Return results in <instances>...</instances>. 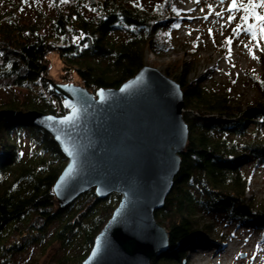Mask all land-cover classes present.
<instances>
[{"label":"trees","instance_id":"1","mask_svg":"<svg viewBox=\"0 0 264 264\" xmlns=\"http://www.w3.org/2000/svg\"><path fill=\"white\" fill-rule=\"evenodd\" d=\"M49 1L53 11L46 26L22 19L27 0H4L0 7V88L27 91L24 99L0 109L64 115L49 80L92 93L117 89L145 65L146 52L170 56L172 30L181 21L175 8L164 9L165 0L150 10L139 0ZM238 28L250 37L262 32L255 20L242 19ZM192 47L193 52L167 60L163 69L180 86L188 139L173 187L163 207L153 212L167 232L168 246L150 264H188L187 252L209 245L195 242L202 216L221 212L229 224L249 221L264 233V205L247 197L253 175L264 167V99L237 105L229 86L217 90L194 79L199 50L197 43ZM52 55L59 59L57 79L49 74ZM248 77L264 92V76ZM65 163L45 130L19 119L0 120V264H14V255L33 246L62 249L55 264H81L89 254L120 195L98 198L92 188L57 209L52 185ZM218 244L212 245L217 252L222 250Z\"/></svg>","mask_w":264,"mask_h":264},{"label":"water","instance_id":"2","mask_svg":"<svg viewBox=\"0 0 264 264\" xmlns=\"http://www.w3.org/2000/svg\"><path fill=\"white\" fill-rule=\"evenodd\" d=\"M49 87L69 105L64 115L0 109V120L24 119L58 145L66 158L52 185L59 210L92 188L98 198L120 195L81 264H150L168 246L153 212L173 187L188 139L180 86L144 65L117 89Z\"/></svg>","mask_w":264,"mask_h":264},{"label":"rangeland","instance_id":"3","mask_svg":"<svg viewBox=\"0 0 264 264\" xmlns=\"http://www.w3.org/2000/svg\"><path fill=\"white\" fill-rule=\"evenodd\" d=\"M156 1L159 0H139L146 10H150ZM2 6L4 0H0V7ZM170 6L182 17L179 26L172 30L171 50L167 53L170 56L156 57L148 51L144 54L146 66L156 68L164 74L167 60L185 54L186 51L193 52L192 43H197L199 51L195 54L196 66L191 73L194 79L199 78L202 84L217 90L229 86L227 93L237 105L246 106L264 99L263 89L248 77L252 74L257 80L263 79L264 31L254 33L250 29L254 33L250 37L242 34L241 28L235 30L236 24L242 21L243 12L229 11L232 7L231 0H165L164 9ZM244 6L247 7L246 4ZM24 8L22 19L44 26L47 25L46 17L53 11L49 0H27ZM162 17H166V12L163 11ZM227 40L228 48L221 52L220 48L225 46ZM57 58V55L51 56L49 69L50 76L55 79L60 69ZM205 73L207 74L204 75ZM26 93L24 89L1 87L0 105L22 100ZM19 120L30 124L24 119ZM253 176L247 197L252 196L256 202L264 205V167L258 169ZM225 219L221 212L199 218L195 242L209 245L187 252L188 264H264V233L254 227L252 222L246 221V224L239 226L236 223L229 224ZM212 225L216 226V230L209 231L208 227ZM214 243H219L222 250L215 251L212 248ZM62 254L63 250L57 245L47 246L45 249L33 246L22 254L14 255L12 260L14 264H55Z\"/></svg>","mask_w":264,"mask_h":264},{"label":"snow or ice","instance_id":"4","mask_svg":"<svg viewBox=\"0 0 264 264\" xmlns=\"http://www.w3.org/2000/svg\"><path fill=\"white\" fill-rule=\"evenodd\" d=\"M245 4L247 7L244 6ZM231 5L232 7L229 11L235 10L245 13L241 19H244L246 22L248 20L257 21L261 26V30L264 31V0H231ZM0 55H2V53H0ZM65 106H69L67 102Z\"/></svg>","mask_w":264,"mask_h":264}]
</instances>
